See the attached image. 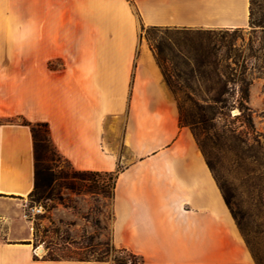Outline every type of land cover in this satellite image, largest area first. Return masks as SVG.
<instances>
[{
	"label": "crops",
	"instance_id": "obj_1",
	"mask_svg": "<svg viewBox=\"0 0 264 264\" xmlns=\"http://www.w3.org/2000/svg\"><path fill=\"white\" fill-rule=\"evenodd\" d=\"M248 24L249 0H0V264H113L37 256L24 215L36 124L74 170L118 172L112 243L140 264H251L141 36Z\"/></svg>",
	"mask_w": 264,
	"mask_h": 264
},
{
	"label": "rangeland",
	"instance_id": "obj_2",
	"mask_svg": "<svg viewBox=\"0 0 264 264\" xmlns=\"http://www.w3.org/2000/svg\"><path fill=\"white\" fill-rule=\"evenodd\" d=\"M255 3L253 19L258 27L248 24L241 30L189 32L182 36L154 32L149 34V38L157 45L167 42L168 37H174L186 50L199 44L206 46L210 41L221 48L219 59L224 58L223 65L229 66L226 69L229 81L226 97L230 98L228 108L232 107V110L229 112L221 105L213 107L217 114L215 119H211L213 116L208 105L213 104L209 99L215 97L221 87L203 82L198 76L191 80L184 76L180 80L172 78L180 89L175 99L183 107L184 118L197 121L193 132L197 138L193 136L194 140L200 151L205 153V161L211 164L210 171L220 192L223 191L229 200L231 214L242 223L245 234L263 262L260 264H264V0H255ZM145 30L142 28L141 36L147 42ZM67 44L68 49L76 48V43ZM59 64L53 62L51 66ZM241 80L249 88L246 103L249 111H243V117H239L237 103L238 82ZM201 115L206 118L203 123L199 121ZM186 128L192 133L190 127ZM45 164L52 167L58 180H54L49 190L43 194L40 192L41 199L36 202L28 199L24 213L32 235L37 229L35 245L37 250H41L37 251V256H47L46 247L58 250L50 243L62 245L69 241L71 244L61 246V251H57L55 256L93 260L107 252V260L113 264L127 262L123 256L114 255L111 251L113 217L110 197L101 195L100 191L94 194L88 191L93 184L91 181L100 187L103 181L108 182V178L86 176L85 180H80L81 177L74 174L76 170L54 147ZM33 207L38 208V214L32 213ZM244 243L252 256L245 240ZM251 264H256L253 257Z\"/></svg>",
	"mask_w": 264,
	"mask_h": 264
},
{
	"label": "trees",
	"instance_id": "obj_3",
	"mask_svg": "<svg viewBox=\"0 0 264 264\" xmlns=\"http://www.w3.org/2000/svg\"><path fill=\"white\" fill-rule=\"evenodd\" d=\"M255 0H249V24L251 27L259 26L253 19L254 17V7H255ZM211 30H192V29H176V28H158V27H149L146 28V40L150 51L153 53L155 62L159 67L164 83L176 98V94L180 91L178 86L173 82L172 78H176L180 80L183 76L188 78L189 80L193 79L195 76L199 77L203 82H211L215 86H220L221 88L217 91L216 96L209 99L212 106L208 105V110L210 111L211 116L215 119L217 112L214 110L213 107L218 105L223 106L222 108H227L229 112L232 110V107L228 108V103L230 98L226 91V87L228 86L229 81L226 79V69L229 68L228 65H223L226 61L224 58L219 59L221 57V48L218 47L213 42H207L206 46L199 44L195 47H190L188 50L181 47L179 41L176 40L174 37H168L167 42H160L157 45L152 43V39L149 38V34L154 32H163L165 35L171 34L172 36H182L188 34L189 32H205ZM184 39V38H182ZM171 54L169 56L167 54ZM240 90H239V98L237 103L239 105L238 110L240 111L239 117H243V111H249L246 107V103L249 100V88L248 84H246L243 80L239 81ZM242 84V85H241ZM212 90H215L212 87ZM177 101V99H176ZM206 102V101H204ZM178 111H179V126L182 128L190 127L192 129V134L196 137V134L193 133L194 130L196 131L197 121L196 120H187L183 116V107L177 102ZM215 111V112H214ZM248 116V115H247ZM204 116L199 117L200 122L205 121ZM250 120V119H249ZM25 125H28L24 122ZM30 131L33 138V149H34V159H35V181H34V188L33 191L30 193L28 199L32 202H36L42 198V194L49 190L51 184L58 179L54 176L52 167L45 164L49 153H53V147L49 140L48 136V129L45 124H36L30 127ZM197 138V137H196ZM204 152V151H203ZM203 156L205 153H202ZM205 158V156H204ZM208 168L211 170V164L205 161ZM76 176L81 177L80 180H85L86 176L90 177H107L108 182L102 183L100 187L96 185L94 181H91L93 184L88 187V191L91 194L100 191L101 195H107L110 197L111 201L114 197V190L115 184L118 177V172L116 173H96V172H81V171H74ZM75 187H72V189ZM42 194H41V193ZM223 192V191H222ZM223 200L228 207L230 212V205L229 200L224 193H222ZM40 193V195H39ZM231 214V212H230ZM240 234L243 236L247 246L250 248L252 253V257L255 260L256 264H260L261 258L257 253V250L253 248L252 244L250 243L247 235L245 234V230L242 227V223L236 219L235 215L231 214ZM37 229L32 235V245L36 248L35 241L37 239L36 235ZM71 243L69 241L63 242L62 245L50 243V246L58 248L55 251L54 248L46 247L47 249V256H44V260L48 261H78V262H107V252L104 253V256H101L97 259L89 260L87 258L78 257V258H66V257H58L55 256L57 251L61 246H69ZM113 245V244H112ZM112 254L120 255L125 258L127 262H120L119 264H140L142 259L135 255L134 253L123 249V248H116L114 245L111 248ZM37 259V257H36ZM263 263V262H262Z\"/></svg>",
	"mask_w": 264,
	"mask_h": 264
},
{
	"label": "built area",
	"instance_id": "obj_4",
	"mask_svg": "<svg viewBox=\"0 0 264 264\" xmlns=\"http://www.w3.org/2000/svg\"><path fill=\"white\" fill-rule=\"evenodd\" d=\"M31 211H32V213H34V214H38V213H39V210H38L37 207H33V208H31Z\"/></svg>",
	"mask_w": 264,
	"mask_h": 264
},
{
	"label": "bare ground",
	"instance_id": "obj_5",
	"mask_svg": "<svg viewBox=\"0 0 264 264\" xmlns=\"http://www.w3.org/2000/svg\"><path fill=\"white\" fill-rule=\"evenodd\" d=\"M37 251H39V252H40L41 250H40V249H38Z\"/></svg>",
	"mask_w": 264,
	"mask_h": 264
}]
</instances>
